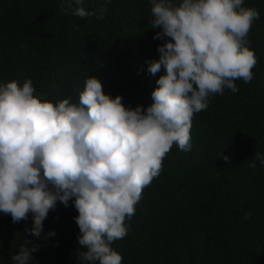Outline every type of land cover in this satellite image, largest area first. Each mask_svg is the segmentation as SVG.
Wrapping results in <instances>:
<instances>
[{
	"label": "trees",
	"instance_id": "1",
	"mask_svg": "<svg viewBox=\"0 0 264 264\" xmlns=\"http://www.w3.org/2000/svg\"><path fill=\"white\" fill-rule=\"evenodd\" d=\"M80 6L95 15L74 16L77 6L69 9L67 0H0V83L22 86L31 79L35 95L78 103L86 80L96 76L105 94L146 110L166 74L163 67L155 75L147 70L165 43L153 39L161 29L151 28V0H83ZM243 6L260 17L248 35L257 58L253 80H236L238 92L211 95L208 108L194 114L192 150L173 145L162 173L125 220L127 235L111 245L122 264H264V165L257 161L253 170L247 162L255 152L264 155V0ZM77 216L74 201L68 207L58 201L36 238L25 232L31 215L14 224L0 213V264H14L25 240L39 245L29 264H87L79 259L86 249L78 244Z\"/></svg>",
	"mask_w": 264,
	"mask_h": 264
},
{
	"label": "clouds",
	"instance_id": "2",
	"mask_svg": "<svg viewBox=\"0 0 264 264\" xmlns=\"http://www.w3.org/2000/svg\"><path fill=\"white\" fill-rule=\"evenodd\" d=\"M73 2L74 16L95 15L80 6L83 0H67L69 9ZM151 4V28L161 29L153 39L165 43L147 70L155 75L163 67L166 74L156 81L146 110L105 94L96 76L86 80L78 103L35 95L31 79L22 86L0 83V213L11 215L14 224L31 215L33 226L25 232L39 238L57 202L68 207L74 201L78 244L86 249L79 259L87 264H122L111 245L127 235L125 220L135 215L143 189L160 176L174 144L192 150V119L208 108L209 97L238 92L235 81L251 83L257 64L248 35L260 17L244 0ZM60 8L65 11L64 4ZM257 161L264 165L260 152L248 167L255 170ZM36 251L39 245L25 240L11 259L29 264Z\"/></svg>",
	"mask_w": 264,
	"mask_h": 264
}]
</instances>
